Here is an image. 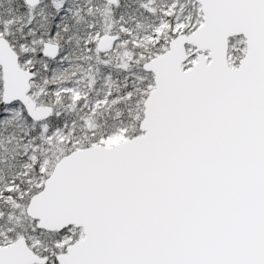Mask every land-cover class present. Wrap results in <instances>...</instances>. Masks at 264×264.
I'll return each instance as SVG.
<instances>
[{
	"label": "snow or ice",
	"instance_id": "1",
	"mask_svg": "<svg viewBox=\"0 0 264 264\" xmlns=\"http://www.w3.org/2000/svg\"><path fill=\"white\" fill-rule=\"evenodd\" d=\"M0 264H264V0H0Z\"/></svg>",
	"mask_w": 264,
	"mask_h": 264
}]
</instances>
